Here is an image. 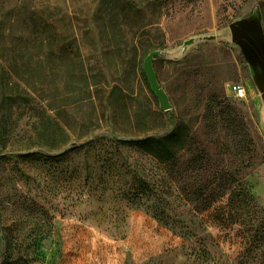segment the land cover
Listing matches in <instances>:
<instances>
[{
  "label": "rangeland",
  "instance_id": "1",
  "mask_svg": "<svg viewBox=\"0 0 264 264\" xmlns=\"http://www.w3.org/2000/svg\"><path fill=\"white\" fill-rule=\"evenodd\" d=\"M39 1L43 49L35 1L0 0V94L27 99L0 146V264H264V134L231 94L246 59L264 60L229 32L264 58V0ZM154 51L167 112L143 72ZM178 126L187 137L166 165L110 144Z\"/></svg>",
  "mask_w": 264,
  "mask_h": 264
},
{
  "label": "trees",
  "instance_id": "2",
  "mask_svg": "<svg viewBox=\"0 0 264 264\" xmlns=\"http://www.w3.org/2000/svg\"><path fill=\"white\" fill-rule=\"evenodd\" d=\"M35 6H33V10L30 13L29 18V24L31 26V34L33 35V41L35 43H38V48L43 49L45 45L41 41L40 36L43 35L46 23H45V13L42 9V5H40L39 0H34ZM37 5V6H36ZM4 51V49L0 48V69L2 68V55L1 53ZM79 58V57H78ZM38 62L41 64L39 70L42 75H44L43 64H44V58L43 61H39L40 58H37ZM143 75V73H142ZM144 76V75H143ZM38 82V84H40ZM2 86V77L0 76V90ZM27 96V95H26ZM25 101L23 103H26L27 99L24 97V100L22 99V92L18 91V89L15 91V96H4L3 93L0 94V146H5L7 142V138L10 133V127L7 123L6 117L7 113L13 109L14 105L17 104V102ZM21 103V102H20ZM44 108L41 106L40 111L38 110V134L43 137L47 133V128L45 127V121L47 120V117L44 112ZM186 131L184 127L178 126L175 131L168 134L165 137L159 138V139H145L141 140L139 142L133 143H124L117 140L110 141L111 146H114L115 149L123 150L128 146H132L136 151L142 152L143 154H146L150 156L153 160H155L158 164L166 165L170 163L172 160H174V157L176 153L182 148L185 139H186ZM93 149V148H91ZM84 155L88 156L89 158H95V150L93 151H85ZM67 156L66 154H63L62 157ZM67 159V158H66ZM89 167H84V171L88 173ZM117 168V167H116ZM117 173L115 172L113 176H115ZM92 177H94V174H87L84 176V187L88 186V182L92 180ZM120 179V176H119ZM129 193V192H128ZM126 193L125 190L118 189L117 195L121 198V200H126L130 197V193ZM139 192L133 193L131 197H138ZM129 201V200H128Z\"/></svg>",
  "mask_w": 264,
  "mask_h": 264
},
{
  "label": "water",
  "instance_id": "3",
  "mask_svg": "<svg viewBox=\"0 0 264 264\" xmlns=\"http://www.w3.org/2000/svg\"><path fill=\"white\" fill-rule=\"evenodd\" d=\"M229 32H230V37L233 42H238V41H244L247 43L257 54L259 58L264 60L262 52L260 50V47L258 44L253 40V38L245 32L241 27L238 25H231L229 27ZM160 55V52L154 51L151 52L145 59L144 65H143V72L144 75L146 76V79L148 81V84L150 86L151 91L153 94L156 96V98L159 101L160 104V109L162 111H169L170 110V104L167 98V95L165 92L160 88L156 74L153 68V61L156 56Z\"/></svg>",
  "mask_w": 264,
  "mask_h": 264
},
{
  "label": "crops",
  "instance_id": "4",
  "mask_svg": "<svg viewBox=\"0 0 264 264\" xmlns=\"http://www.w3.org/2000/svg\"><path fill=\"white\" fill-rule=\"evenodd\" d=\"M248 75L243 83L246 95L257 114L259 126L264 134V63L255 58L246 59Z\"/></svg>",
  "mask_w": 264,
  "mask_h": 264
},
{
  "label": "built area",
  "instance_id": "5",
  "mask_svg": "<svg viewBox=\"0 0 264 264\" xmlns=\"http://www.w3.org/2000/svg\"><path fill=\"white\" fill-rule=\"evenodd\" d=\"M231 94L236 98H244L246 96V91L242 85H235L231 88Z\"/></svg>",
  "mask_w": 264,
  "mask_h": 264
}]
</instances>
